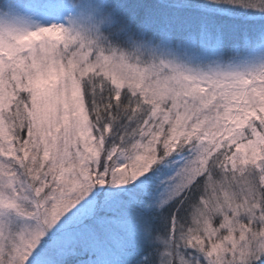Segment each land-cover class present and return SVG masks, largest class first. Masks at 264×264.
Wrapping results in <instances>:
<instances>
[{
    "label": "snow or ice",
    "instance_id": "snow-or-ice-1",
    "mask_svg": "<svg viewBox=\"0 0 264 264\" xmlns=\"http://www.w3.org/2000/svg\"><path fill=\"white\" fill-rule=\"evenodd\" d=\"M0 264H264V0H0Z\"/></svg>",
    "mask_w": 264,
    "mask_h": 264
}]
</instances>
